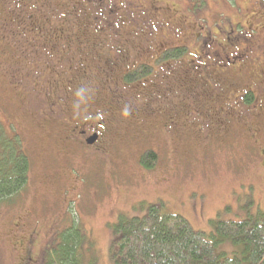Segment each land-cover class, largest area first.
<instances>
[{
	"label": "rangeland",
	"instance_id": "rangeland-1",
	"mask_svg": "<svg viewBox=\"0 0 264 264\" xmlns=\"http://www.w3.org/2000/svg\"><path fill=\"white\" fill-rule=\"evenodd\" d=\"M70 1L90 39L99 36L90 26L96 18L93 10L110 24L113 9L123 2L141 4L145 18L160 24V31L151 38L122 34L117 43L103 36L96 52L87 53L86 43L68 34L79 31V21L67 22L68 31L66 22H58L67 7L56 8L52 25L39 28L46 5L0 0V119L15 125L31 158L26 190L0 204V264H19L23 250L17 242L31 234L30 249L36 255L63 219L83 227L85 254H95L97 264H108L109 227L120 213L140 215L150 204H160L194 229L209 231L211 219L218 216L235 219L264 211V133L255 140L247 134L255 119L240 114L236 99L246 85L235 86L213 67L244 45L259 44L257 52L264 50V0H106L111 5L101 11L90 6L92 0ZM9 8L31 17L11 22ZM137 17L130 12L124 18L132 22ZM4 22L11 28H2ZM15 29H23L22 35ZM49 29L54 31L50 36L39 33ZM47 36L50 40L40 47ZM160 42L187 47L177 65L158 73L155 66L145 80L122 84V74L132 65L153 63ZM176 71L182 83L171 81ZM152 82H158V92ZM81 87L85 102L76 108L75 92ZM263 95L258 91V99ZM125 107L127 117L122 115ZM92 109L109 116L112 128L90 148L68 135L78 117ZM139 115L148 117L146 124L137 123ZM144 150L156 154L146 173L137 162Z\"/></svg>",
	"mask_w": 264,
	"mask_h": 264
},
{
	"label": "trees",
	"instance_id": "trees-1",
	"mask_svg": "<svg viewBox=\"0 0 264 264\" xmlns=\"http://www.w3.org/2000/svg\"><path fill=\"white\" fill-rule=\"evenodd\" d=\"M92 1H90V6L96 7L100 11L106 5V8L111 5L110 2L108 5L106 0ZM38 2L40 5H46L48 9L47 13L38 20L39 28L47 27V24L52 25L49 19L56 16L54 13L56 8L67 7L64 20L57 21L60 24L66 22V31H68L67 22L79 21L77 26L79 31L68 34L77 35V40L82 39L86 43L85 51L87 53L96 52V47L101 45L100 39L103 36H108L112 40L115 39V43H117L122 34L132 35L138 39L139 36L147 38L152 33L154 35L160 31L158 28L160 24L149 21L145 18V11L142 12L137 9L138 3L125 5L123 2L124 5H119L113 9L111 16L114 22H110V24L106 22V18L102 16L101 12L98 11L97 14L93 10L96 18L90 20V26L94 27V31L100 37L94 35V39H90L85 23L77 18L78 8H76L77 5L73 4L75 2L71 3L70 0H38ZM131 6L134 7V11L130 10ZM13 10L9 8L10 14L8 15L11 22L18 16L21 17L19 20H28L30 15L23 17ZM130 12H135L138 15L137 18L132 19V22L127 20ZM125 16L127 19L124 18ZM9 23L4 22L2 28L10 29L11 24ZM122 23L123 26L121 27L120 24ZM8 24L10 26H5ZM103 24L108 25L104 26ZM96 27L97 29H95ZM20 29H15L18 32L16 35H22L23 29L22 31ZM41 31L39 30L40 34L49 36L50 33L54 32L51 29L45 30L47 33ZM66 31L64 32L66 33ZM16 35L12 39H15ZM49 36L40 43V47L45 46L44 43L48 38L50 40L51 37ZM3 37L5 39L6 35L4 34ZM10 42L12 43V40L7 41V43ZM132 42L135 41L132 40ZM183 45L184 43L166 46L167 59L165 62L176 63L178 57L185 54L187 47ZM78 51L83 52L82 49H78ZM124 51L128 54L125 49ZM219 54L222 55L223 53ZM161 55L162 53L158 57ZM158 57L156 59L155 56L152 57L153 63H157L155 64L157 67L160 63L159 61L156 62ZM138 64L148 68L151 67L152 63L142 60ZM129 73L124 72L122 74V84H131ZM25 88L28 87L23 85L22 90L26 91ZM14 127L12 122L5 124L0 119V204L12 202L13 195L26 190L30 176L31 158L27 148L24 147L19 132ZM143 157L144 160L147 159V162L151 161L150 167L156 160V154L152 151L145 152ZM62 223L58 225V229L50 241L41 245L36 255H29L31 262L34 264H97L95 254L87 251L85 254L84 248L87 241L83 227L75 220L68 223L63 219ZM210 225L213 226V229L209 231L194 229L182 215L164 212L160 204H150L145 212L140 215L130 216L126 213H120L109 227L111 242L109 244L108 264H264V211L258 210L255 214H247L242 218L235 219L218 216L211 219ZM31 236L32 234L25 241L28 243L25 245L27 248L30 243H33ZM20 242L22 240L17 243L20 244ZM22 257L24 259L25 256H21L19 264L25 262Z\"/></svg>",
	"mask_w": 264,
	"mask_h": 264
},
{
	"label": "flooded vegetation",
	"instance_id": "flooded-vegetation-1",
	"mask_svg": "<svg viewBox=\"0 0 264 264\" xmlns=\"http://www.w3.org/2000/svg\"><path fill=\"white\" fill-rule=\"evenodd\" d=\"M136 7L138 10H141L142 12L145 11L143 9L144 7H142L141 4H138ZM148 38H151V36H148ZM260 47L261 46L257 44L254 47H252L251 45H244L242 48L233 49L232 51H230L233 52L231 56L230 53L225 54L223 58L219 60V62L221 63L217 62L216 63L217 65H213L218 75L227 74L228 81L230 80L231 83L234 84L235 86L237 85V82H241V84L246 85V88L243 91L239 92V95L236 99H238L239 104H241V106L238 107L240 114L244 116H247L249 114L247 117L253 116L255 119L253 120L254 123L252 124L249 122L248 127L246 128L248 131L247 132L248 136H250V138H253L254 140L259 137L260 132L264 133V95L261 99H258L257 97L258 91L264 93V50H262L260 53H258L256 50V49L259 50ZM160 53H162V55L158 57ZM157 57L158 59L156 60V62L158 61L160 62L158 63L160 69H157L156 73H158L159 71L161 72L163 70L167 71V67L171 69L177 65L176 63L169 64L165 62L167 59V51H166V46H164L161 42L159 43V46H157V49L155 50V59ZM243 59L244 61L242 62ZM138 63L132 65L129 69L125 70V73L130 72L129 75L131 78L129 80L131 83L136 82L138 79L145 80L147 78V75L149 74V70L151 71V69H153L154 71L156 64V63H152L150 68H146ZM195 67H199V65ZM209 73L213 75L210 71ZM205 78L206 80L207 79L211 80V78L209 77H205ZM158 79L160 82L164 80L161 76H159ZM175 80L178 83H182V75L180 71L175 72V79H172L171 81H175ZM38 81H40V79L34 81L36 86H39ZM153 84L154 82H152L151 85ZM153 87L156 88L157 92L159 91L158 82H156ZM34 88L35 87H33V90ZM62 96H64V92L62 93ZM58 97L61 99V96ZM84 102L85 101H80L79 107H81L82 104H84ZM65 106H67V103L65 104ZM215 110H216V114L218 115L222 113V111L218 107H216ZM93 112L94 111L84 113L82 114L81 117H78L77 121L71 125L68 135V137L74 139L80 145L85 144V146L90 148L94 147V145L98 144V142L101 141L102 138L106 137L112 128L108 122L109 116H102L98 113H93ZM64 116L66 117L67 115L64 114ZM111 116L114 117V113H111ZM98 117H100L103 120L100 121ZM137 118H139L137 119V123H145L148 120L147 116L139 115ZM167 125L168 124H165L163 127ZM257 141L258 140H256V142ZM145 152L146 150L141 152V154L137 159V162L139 165L141 164V166L144 168V171L146 173V172H150V166L143 159L144 158L143 155ZM262 152L264 153V149H262ZM14 224L15 223H13V225ZM25 245H27V243L25 242L23 243L20 242V244L18 245L19 247H21L20 249L23 250V256H25L24 259L22 257V260L25 261L24 264H32L31 262L32 260L30 259L29 256L30 254H32L31 253L32 250L30 249V246L27 248V246Z\"/></svg>",
	"mask_w": 264,
	"mask_h": 264
},
{
	"label": "clouds",
	"instance_id": "clouds-1",
	"mask_svg": "<svg viewBox=\"0 0 264 264\" xmlns=\"http://www.w3.org/2000/svg\"><path fill=\"white\" fill-rule=\"evenodd\" d=\"M85 92H86V89L84 87L78 88L76 90L75 96L78 98V102L74 105L76 108H79L80 106L79 102L84 100ZM122 115L127 117L128 115H130V110L127 107H125L122 111Z\"/></svg>",
	"mask_w": 264,
	"mask_h": 264
}]
</instances>
